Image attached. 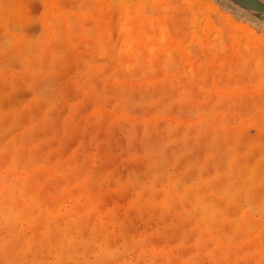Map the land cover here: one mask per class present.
<instances>
[{
	"label": "rangeland",
	"instance_id": "374dc122",
	"mask_svg": "<svg viewBox=\"0 0 264 264\" xmlns=\"http://www.w3.org/2000/svg\"><path fill=\"white\" fill-rule=\"evenodd\" d=\"M0 264H264V22L0 0Z\"/></svg>",
	"mask_w": 264,
	"mask_h": 264
},
{
	"label": "water",
	"instance_id": "95a60500",
	"mask_svg": "<svg viewBox=\"0 0 264 264\" xmlns=\"http://www.w3.org/2000/svg\"><path fill=\"white\" fill-rule=\"evenodd\" d=\"M242 12L253 13L264 22V1L261 0H224Z\"/></svg>",
	"mask_w": 264,
	"mask_h": 264
}]
</instances>
